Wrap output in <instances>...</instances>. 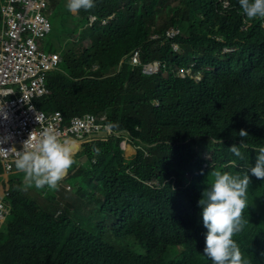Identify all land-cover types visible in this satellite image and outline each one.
I'll use <instances>...</instances> for the list:
<instances>
[{
  "label": "clouds",
  "instance_id": "9594fccd",
  "mask_svg": "<svg viewBox=\"0 0 264 264\" xmlns=\"http://www.w3.org/2000/svg\"><path fill=\"white\" fill-rule=\"evenodd\" d=\"M0 15V261L31 229L10 230L22 195L32 219L59 220L82 199L65 241L92 236L105 264H264V0H1ZM101 35L118 39L114 54L94 48ZM67 56L87 72L72 81L117 103L92 101L70 121L40 109ZM198 104L225 125L203 147ZM58 113L69 136L30 134L31 117ZM177 147L184 165L148 166ZM149 195L155 222L140 205Z\"/></svg>",
  "mask_w": 264,
  "mask_h": 264
},
{
  "label": "trees",
  "instance_id": "16d2710c",
  "mask_svg": "<svg viewBox=\"0 0 264 264\" xmlns=\"http://www.w3.org/2000/svg\"><path fill=\"white\" fill-rule=\"evenodd\" d=\"M1 2V0H0ZM144 15L135 12L128 19L129 22L134 23L138 27H144ZM2 27V18L0 15V29ZM94 48L101 51H107L114 54L118 48V39L101 35L99 42L94 45ZM63 72H56L51 76L50 87L52 95L47 99L40 100L38 106L40 109L48 113L63 111L67 121H70L74 116L88 111L92 106V101H101L102 98L110 103H117L113 97H105L97 91V82L85 80L75 82L73 80H82L87 77V72L82 64H71V56L65 58L62 68ZM212 98H206L205 102L210 103ZM197 110H202L205 116L204 121L211 130L207 133L193 135L196 139L192 144H204L209 140V137L220 135L225 130L224 123H221L220 117L217 113H212L207 109H202L198 104ZM223 122L226 120L221 117ZM202 135V136H201ZM204 137V138H202ZM185 139V137H181ZM104 155V157H103ZM154 156V155H153ZM151 157L148 166H154L167 158H173L179 165H184L182 161V151L180 147L165 150L154 157ZM100 158V163L97 165L99 169L106 170L103 161H107L105 153ZM147 161V160H146ZM144 164L137 168H143ZM112 173L113 179L116 177L114 168L109 169ZM137 186H133V190ZM15 193V191H14ZM139 196L138 189L134 193V200ZM82 199L75 196L73 204L65 210L61 219L57 220L52 213L45 214L40 219H32L33 215L37 214L35 208L37 205L30 202L22 195L13 199L14 205V220L10 225V230L18 229L17 223L23 222L27 219L25 233L27 237L18 239L14 242L16 250L13 255V263H9V258L0 261V264H105V253L101 250L94 238L89 235H84L82 232L75 238L74 234L67 238V232L70 228V218H68L69 209L74 208L77 211H84ZM141 207L148 214L152 222L158 218V209L153 195H149L146 199L140 200ZM14 224V225H13ZM123 264H132V260L127 259Z\"/></svg>",
  "mask_w": 264,
  "mask_h": 264
},
{
  "label": "built area",
  "instance_id": "2783aa9c",
  "mask_svg": "<svg viewBox=\"0 0 264 264\" xmlns=\"http://www.w3.org/2000/svg\"><path fill=\"white\" fill-rule=\"evenodd\" d=\"M7 78V77H6ZM5 81H10L8 78ZM25 89V87H23ZM31 100L29 95H25L22 98V102L24 104L29 103ZM2 106V102L0 101V107ZM25 119V117L21 118V121ZM62 122H63V117L61 116V113H58L57 115H55L53 118H47L44 117L43 115H37L36 117H31V119L29 120L28 126L30 129V134H32L34 137H39L40 134L43 132L44 129L46 128H51L54 129L56 131V133L58 134V136L61 137H65V136H69L70 132L74 131V129H63L62 127ZM74 123L77 125L78 121H74Z\"/></svg>",
  "mask_w": 264,
  "mask_h": 264
},
{
  "label": "rangeland",
  "instance_id": "374dc122",
  "mask_svg": "<svg viewBox=\"0 0 264 264\" xmlns=\"http://www.w3.org/2000/svg\"><path fill=\"white\" fill-rule=\"evenodd\" d=\"M63 198H65V195H64V194H61L59 200H61V199H63ZM42 200H43V199H42Z\"/></svg>",
  "mask_w": 264,
  "mask_h": 264
}]
</instances>
